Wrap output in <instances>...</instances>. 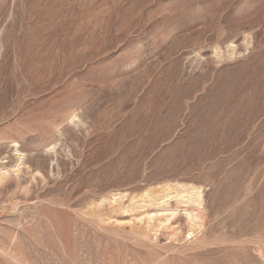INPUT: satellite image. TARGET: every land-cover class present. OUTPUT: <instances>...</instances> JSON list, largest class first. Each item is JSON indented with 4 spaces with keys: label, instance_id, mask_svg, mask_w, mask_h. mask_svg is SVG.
Wrapping results in <instances>:
<instances>
[{
    "label": "rangeland",
    "instance_id": "374dc122",
    "mask_svg": "<svg viewBox=\"0 0 264 264\" xmlns=\"http://www.w3.org/2000/svg\"><path fill=\"white\" fill-rule=\"evenodd\" d=\"M0 264H264V0H0Z\"/></svg>",
    "mask_w": 264,
    "mask_h": 264
},
{
    "label": "bare ground",
    "instance_id": "6f19581e",
    "mask_svg": "<svg viewBox=\"0 0 264 264\" xmlns=\"http://www.w3.org/2000/svg\"><path fill=\"white\" fill-rule=\"evenodd\" d=\"M179 187V189L181 190V192L182 193H189L190 191H188V190H186V189H181L180 188V186H178ZM200 194V193H199ZM176 197V196H175ZM197 197V196H196ZM199 197H200V195H199ZM169 198V197H168ZM177 198V197H176ZM182 198V197H181ZM187 198V197H186ZM190 198V197H189ZM194 198V197H193ZM167 199V198H166ZM168 200V199H167ZM189 199H187L186 201H188ZM197 200V199H196ZM199 200V199H198ZM192 201H194V200H192ZM188 203V202H187ZM197 204V203H196ZM188 217V216H187ZM197 218V217H196ZM195 218H194V222H195ZM198 223V222H197ZM192 229V228H191ZM192 233V232H191Z\"/></svg>",
    "mask_w": 264,
    "mask_h": 264
}]
</instances>
